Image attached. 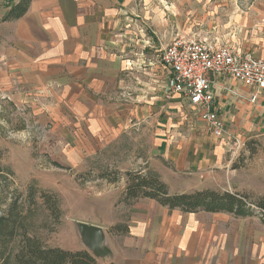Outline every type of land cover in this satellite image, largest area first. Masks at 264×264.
<instances>
[{"label": "crops", "instance_id": "1", "mask_svg": "<svg viewBox=\"0 0 264 264\" xmlns=\"http://www.w3.org/2000/svg\"><path fill=\"white\" fill-rule=\"evenodd\" d=\"M221 1L215 0V6L224 5ZM233 10L226 20L217 18L214 38H209L264 59V1L253 3L244 11ZM7 12L5 9L0 19ZM123 15V0H32L21 19L0 24V90L24 108L25 114L35 119L50 138L59 145L64 143V152L69 155H97L125 134L134 132L151 138V149L146 154L154 155L155 137L164 147L162 155L170 153L176 129L175 116L170 111L183 101L179 96H167L169 73L160 62L161 76L145 73L147 76L143 77L139 61L135 60L139 56L137 40L119 34L123 26H131ZM130 48H133L128 51L131 57L126 53ZM128 64L134 67L131 71L127 69ZM211 79L220 116H229L242 122L245 131L258 130L264 136V92L257 102H251V90L238 82ZM231 90L238 96H233ZM177 121L182 123L181 119ZM193 127L196 152L183 153L186 161L182 159L180 163L190 169L195 161H190L189 154L198 156L201 175H208L227 155L228 136H236L227 125L223 139L215 138L203 121L201 125L194 122ZM202 190L214 191L200 188L175 193ZM140 201L151 202L163 218V224L161 229L152 232L158 242L151 244L147 236L141 239L142 246L131 245V264H264V224L258 217L188 214L170 211L150 199L134 203ZM170 213L225 216L232 223L255 221L260 229L254 236L256 246L243 248L248 253L241 260L242 255H236L233 247L234 235L231 247L226 250L218 242L214 244L215 229L218 230L214 223L199 224L197 228L172 225ZM144 247L151 252L149 260L144 259ZM247 259L251 261L248 263Z\"/></svg>", "mask_w": 264, "mask_h": 264}, {"label": "rangeland", "instance_id": "2", "mask_svg": "<svg viewBox=\"0 0 264 264\" xmlns=\"http://www.w3.org/2000/svg\"><path fill=\"white\" fill-rule=\"evenodd\" d=\"M13 1L17 3L19 0ZM214 1L123 0V17L131 26H123L119 34L123 38L137 40L139 56L135 60L139 61L142 74L161 76L158 57L179 35L214 38L217 18L226 20L234 8L244 11L253 3L264 0H222V6H215ZM8 2L0 0V16L5 13ZM127 29L131 30L130 33L126 32ZM131 50L133 48L126 52L129 57L128 51ZM144 75L145 78L147 75ZM4 93L0 90V169L6 177V180L0 179V220L6 216L8 220L20 223L24 227L22 232L38 238L46 247L90 251L81 235L79 222L104 228V242L112 250V255L97 259L98 264H131V245L139 243L142 246L141 239L147 236L151 244L158 242V238L152 237V232L161 229L163 224L157 208L149 201L132 205L121 202L129 172L143 170L154 173L174 193L212 188L220 192L246 194L252 200L264 195V136L258 130L245 131L242 122L229 116L225 118L222 115L221 118L224 122L226 120L228 129L242 145L234 149L233 136H228L227 155L223 162L213 171L210 169L208 175H201L198 156L189 154L190 161H195L190 169L180 163L182 159L186 161L183 153L196 152L193 126L194 122L202 123L201 117L187 103L179 101V106L171 108L170 115L175 116L176 129L168 156L162 155L164 147L157 137L154 155L146 154V150L151 149V138L141 132L125 134L97 155L72 156L64 152V143L59 145L50 138L35 119L25 114L24 108ZM154 93L157 95L158 91L155 89ZM180 119L182 123L177 121ZM103 176L109 180L102 179ZM113 179H118V182H112ZM43 192L53 198L54 209L42 199ZM57 206L61 212L59 219ZM169 217L172 225L177 223L188 228L214 223V228H218L215 229L214 244L218 242L227 250L234 235L233 247L236 255H242L241 260L248 253L242 249L254 248L257 241L254 236L260 232L255 221L232 223L225 216L170 213ZM116 226L131 230L128 234L111 232ZM11 232L6 229L0 235V264H14L21 237L10 236ZM199 232L203 233L204 229ZM150 255L148 250L143 253L144 259L149 260ZM247 261L249 263L251 259Z\"/></svg>", "mask_w": 264, "mask_h": 264}, {"label": "trees", "instance_id": "3", "mask_svg": "<svg viewBox=\"0 0 264 264\" xmlns=\"http://www.w3.org/2000/svg\"><path fill=\"white\" fill-rule=\"evenodd\" d=\"M31 2L32 0H19L16 3L9 0L7 3L8 12L0 19V24L21 19L27 13ZM1 173L0 169V179L6 180V177ZM127 176L126 188L121 201L126 205L141 199H150L170 211L179 210L188 214L226 213L236 218L258 217L264 224V195L252 200L246 194L216 190L171 193L168 186L154 173L138 170L127 173ZM102 179L109 180L107 176H103ZM111 181L118 182V179ZM41 196L45 203L54 209L51 202L53 198L45 192ZM56 209L59 219L61 212L58 206ZM5 217L3 216L0 220V235L7 229L12 230L10 236L21 237L20 245L14 256V264H98L97 259L87 250L70 251L46 247L38 238L29 236L27 232H22L23 225ZM10 227L12 228L10 229ZM111 232L126 234L128 228L116 226L111 229Z\"/></svg>", "mask_w": 264, "mask_h": 264}, {"label": "built area", "instance_id": "4", "mask_svg": "<svg viewBox=\"0 0 264 264\" xmlns=\"http://www.w3.org/2000/svg\"><path fill=\"white\" fill-rule=\"evenodd\" d=\"M159 62L169 73L167 96H179L217 139H223L227 132L212 91L211 77L233 80L248 88L251 102H257L264 92V59L209 37L179 35L162 51ZM133 68L127 65L128 71ZM230 93L238 96L234 90ZM232 145L239 149L242 143L233 138Z\"/></svg>", "mask_w": 264, "mask_h": 264}, {"label": "water", "instance_id": "5", "mask_svg": "<svg viewBox=\"0 0 264 264\" xmlns=\"http://www.w3.org/2000/svg\"><path fill=\"white\" fill-rule=\"evenodd\" d=\"M83 240L90 248V253L96 259L108 258L112 250L105 244V232L101 226L79 222L78 223Z\"/></svg>", "mask_w": 264, "mask_h": 264}]
</instances>
